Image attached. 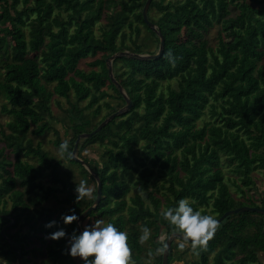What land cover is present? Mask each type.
Masks as SVG:
<instances>
[{"label": "trees", "instance_id": "1", "mask_svg": "<svg viewBox=\"0 0 264 264\" xmlns=\"http://www.w3.org/2000/svg\"><path fill=\"white\" fill-rule=\"evenodd\" d=\"M146 1L0 0V56L4 57L0 118L4 114L11 118L0 124V261L4 264H38L37 258L41 264H52L51 255L58 250L67 257L61 264H82L64 251V238L51 239L49 233L60 227L69 233L78 229L77 220L65 224L63 215L75 210L79 217L92 205L97 181L82 163L68 158L95 183L92 199L76 201V184L59 175L62 161H54L41 145H34L28 133L53 130L55 143L67 139L73 152L78 135L94 130L126 104L109 77L107 58L124 50L157 52L149 46L152 41L159 45L160 38L144 20ZM148 16L165 37L163 54L154 59H114V75L132 107L83 139L78 148L81 156L87 145L99 143L102 153L98 166L93 164L96 160L84 158L99 174L103 189L99 204L85 219H104L126 231L131 264H162L163 253L155 250L178 232L162 212L181 198H189L195 208L217 219L240 206L264 207V199L258 205L248 195L255 184L252 173L264 169V0H152ZM216 25L220 28L213 45L207 34ZM143 26L153 40L142 37ZM169 51L175 63L166 59ZM81 60L91 69L82 68ZM54 96L69 100L68 120L54 116ZM85 100L88 103L81 106ZM22 154L34 155L41 163L25 161ZM44 166L63 184L61 190L37 181ZM149 167L155 171L141 184L138 177ZM65 174L70 177L69 171ZM231 182L239 195L232 192ZM135 184L145 193L136 191L126 199ZM59 190L66 192L62 199ZM33 192L28 204L20 206V199ZM41 194L55 195L67 206L31 211ZM34 212L44 217L45 224L57 221L45 227L43 236L37 233ZM25 223L29 232L11 231ZM145 225L151 228L149 246L139 240ZM164 233L167 237L162 239ZM35 238L42 244H34ZM178 240L172 241L168 264H263L264 215L243 211L227 216L207 246L193 249L192 255L176 250L187 242ZM58 242H63L62 249Z\"/></svg>", "mask_w": 264, "mask_h": 264}, {"label": "clouds", "instance_id": "2", "mask_svg": "<svg viewBox=\"0 0 264 264\" xmlns=\"http://www.w3.org/2000/svg\"><path fill=\"white\" fill-rule=\"evenodd\" d=\"M166 59L175 63V57L169 51L165 54ZM59 151L67 158H71L74 153L69 148V141L65 139L59 145ZM76 201L84 199L91 193L87 186V181L82 180L76 184L74 189ZM193 201L189 198H181L177 204L168 207L162 212L163 218L174 230H178L184 241L191 244L193 249L206 247L208 241L214 236L219 220L213 214L202 212L193 206ZM75 210L71 214H64L65 224H71L78 220ZM57 221H48L45 227H53ZM151 236V228L145 225L139 236L141 242L147 241ZM51 239L66 240L65 252L78 257L82 264H131L132 248L129 244V235L112 222L105 223L103 220H96L95 224H85L81 229H74L71 233L66 228L60 227L49 233ZM167 242L161 243L155 251L164 253L167 249ZM180 247H184L183 244Z\"/></svg>", "mask_w": 264, "mask_h": 264}, {"label": "rangeland", "instance_id": "3", "mask_svg": "<svg viewBox=\"0 0 264 264\" xmlns=\"http://www.w3.org/2000/svg\"><path fill=\"white\" fill-rule=\"evenodd\" d=\"M98 27H99V25L97 24L96 25V28H98ZM219 28H220V26L219 25H216L215 27L211 28L210 31H209V33L207 34V37L209 38L210 43L213 44V45H215L216 42H217V35H218ZM127 31H129V28H127ZM185 34H187V32H185ZM187 35L189 36V34H187ZM147 36L150 37V41L153 40V37L151 36V34L143 26L142 27V37H147ZM183 37H185V36H183ZM127 42H130V41L127 40ZM149 46H150V50H156V51H158V49H159V45H157V43L154 42V41H152L149 44ZM0 55H1V52H0ZM3 60H4V57L0 56V65L3 62ZM262 65L264 67V60L262 61ZM80 66H82V68H84V69H88V70L91 69L90 67H88L85 64V61L84 60H81ZM122 67H123V65L120 63V68L122 69ZM3 77H4V69H2L0 67V80ZM164 84H165L164 87H166L167 86V82H165ZM172 84L175 86L176 85L175 84V81H172ZM53 86H54V84L48 85V87L50 89H52ZM110 92L114 93L112 90H110ZM74 99H75V95L72 94L71 95V100L72 101H75ZM2 101H4V98H3L2 94H1V91H0V105H1V102ZM51 102H52V110H53L54 116L57 119H63V118H65V119L68 120L66 109L70 107L69 100H67L64 97L54 96ZM87 103H88V100H85V101L81 102V106H85ZM125 106H126V104H124L119 109L125 108ZM105 113H106V110L103 111V113L101 114L100 117H102L103 115H105ZM99 118L95 119V122L97 120H99ZM10 119L11 118H10V116L8 114H4L0 118V124H5ZM53 123L55 125H58V127L61 128V131L63 130V126H61V124H58L56 122H53ZM33 128H35V126H33ZM28 137H30L32 139L34 145H37V144L41 145L42 148L44 150H46L49 153V155L54 159V161H57V160H61L62 161V165L59 168V170H60L59 175L62 177V179H64V181L65 180H70L74 184H79L82 180L87 181V186L91 189V193L89 195H87L84 199L86 201L88 199H92L93 193H94V189H95L94 180L92 178H90L89 174H85L83 172V168H81L79 164L72 163L71 161L68 160V158L65 155H62L61 154V152L59 151V145H57L55 143L56 135H55V132L53 130H47L43 135L34 134L32 132V130H30V132L28 133ZM82 141H83V139L81 140V142ZM101 154L102 153L100 151V145H99V143H93V144L87 145V147H85V149L83 150L81 156L79 155V157L82 158V159L88 158L89 160H92V161L93 160H96V161H93V164H94V166H98V162L97 161H99V160L101 161L102 160ZM77 155H78V150H77ZM21 158L23 160L28 161V162H31V163H33L35 165H39L41 163V161L37 157H35L34 155H27L26 156L25 154H22ZM145 170L147 171L146 173L144 172L141 176H139V177L137 176L139 178V182L141 184L145 183L148 180V178H147V175L148 174H149V176H151L152 175V172L154 173L155 167L154 168L149 167V168H146ZM66 171H69L70 177L65 174ZM228 171H229V169H228ZM229 174H230V172H229ZM252 174H253V176L255 178V184L253 185L252 188L250 187L251 190L248 191V195L250 197H253L256 200L255 202L258 205H261L262 204V201L264 199V169H261V168L260 169H257ZM37 181L39 183L43 184L44 186H49V185L58 186V187H60V190L63 187V184L61 182L55 181L54 175H53L51 169H49V168H47L45 166H44V169H43L42 173L38 177ZM96 181H97V179H96ZM135 186H137V187H135ZM135 186H133L132 191H130L126 195V199L129 200L130 197L132 195H134V192H136V191L141 192V193H143V192L145 193V191H139L138 190V185L135 184ZM230 186H231L232 192L236 196L239 195V189L233 184V182L230 183ZM60 190L57 192V195L59 196V198L62 199V198H64L66 196V192H63V191H60ZM37 191L39 193H42L41 190H39V189H37ZM33 195H34V192L31 193V194H27V195L23 196V198L20 199V206H23V205L28 204L29 197L30 196H33ZM243 199H245V198L243 197ZM11 206H12V200H10L9 203H8V207H11ZM41 206L42 207H45L46 209L53 208L55 210H61L64 207H66L67 205H62L57 200V198H56L55 195H51V196L42 195L37 200V204L31 206V211L33 209H35L37 207H41ZM34 213L36 215L35 218L38 221L37 222V227H36L37 228V231H38L37 233H40L43 236L45 234L44 233V230H45V225H46L44 223V221H45L44 220V217L40 216V214L38 212H34ZM101 220H103L105 222L104 219H101ZM14 222L15 221L13 219V221L10 222L9 225L13 224ZM95 222H96L95 217H90V218H87V219H83L81 221V226L83 228V226L85 224H89V223L95 224ZM16 230H18L19 233L21 234L23 232H27V231L29 232L30 228H28V225H26V223L11 227V231L15 232ZM165 237H167V236L164 233L161 236V238L164 239ZM173 240L179 241L178 240V237H176V236L174 237ZM34 241H35L34 244H36V245H41L42 244L38 238H35ZM59 241H61V240H59ZM144 244L147 245V246H149V244H150L149 239L147 241H144ZM183 245H184V247H177L176 250L179 249V250L182 251V253L191 254L190 252L193 250L191 244L186 242V243H183ZM57 247H58V249L59 248L62 249L63 242H58ZM74 258L77 261H80V258H78V257H74ZM33 259L36 260V258H33ZM37 259H38V264H41V261L39 260L40 258H37ZM66 259H67L66 255H64L63 253H61L60 250H58L57 252H54L51 255L52 264H61V263L65 262ZM260 260L264 264V253H262L260 255ZM181 263H182L181 261H175V262H173V264H181ZM0 264H4V263L0 261Z\"/></svg>", "mask_w": 264, "mask_h": 264}, {"label": "water", "instance_id": "4", "mask_svg": "<svg viewBox=\"0 0 264 264\" xmlns=\"http://www.w3.org/2000/svg\"><path fill=\"white\" fill-rule=\"evenodd\" d=\"M151 2H152V0L146 1L144 8H143V17H144V20L147 23V25L154 32H156L160 38V44H159L158 51L154 54H150V53H137V52H133V51H129V50H124V51L114 53L113 55H111L110 57L107 58L109 77L115 83V85L118 87V89L120 90V92L124 96V98L126 100V106H125V108H121V109L113 112L112 114H110L94 130L78 135V137L75 141V144H74V148H73L74 155L72 156L73 159L82 163V165H84L92 173V175H94V177L97 179V195H96V198L94 200V203L92 205H90L85 211H83L77 220L78 229H81V230H82L81 221L83 219H85L90 214V212L97 207L101 198L103 197V189H102V181H101L99 174L93 169V167H91L89 165L88 162H86L84 159L80 158L77 155V150L79 148V144H80L82 139L91 138L93 135L98 133L103 127H105L112 119H114L118 115L128 111L132 107V104H133L132 100L130 99V97H129L128 93L126 92L125 88L123 87V85L116 79V77L114 75V72H113V61H114V59H116L119 56H129V57H132L135 59H154V58H158L159 56H161L163 54L164 49H165V37H164L162 31L159 29V27L154 22H152L148 16L149 7H150ZM243 211H254V212H258V213H261L264 215V207L250 206V205L249 206L248 205L240 206V207H237L235 209H231V210L226 211L218 219L219 223L221 221H223L227 216L235 214V213L243 212ZM175 236L182 238L178 232H174L167 237L166 242H167L168 247H167L166 251L163 253L162 264H168L170 248H171L172 241H173Z\"/></svg>", "mask_w": 264, "mask_h": 264}]
</instances>
